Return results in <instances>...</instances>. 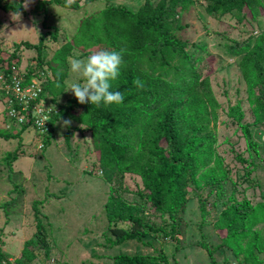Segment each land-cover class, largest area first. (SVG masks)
Masks as SVG:
<instances>
[{
	"label": "rangeland",
	"instance_id": "rangeland-1",
	"mask_svg": "<svg viewBox=\"0 0 264 264\" xmlns=\"http://www.w3.org/2000/svg\"><path fill=\"white\" fill-rule=\"evenodd\" d=\"M13 1L21 0H1V3ZM42 1L31 0L27 8L23 6L24 1L19 14L0 9V60L16 51L20 60L17 69L22 76L28 75L39 62L38 53L21 45L16 50L15 45L22 42L37 45L43 36L45 46L43 44L40 52L43 65L29 75V86L43 85L52 77L45 63L53 62L56 52L65 43L78 38L77 32L82 29L85 19L99 16L108 5L123 6L136 12L145 2L75 0L78 8L68 9L54 4L42 6ZM150 1L153 4L159 2ZM205 6V0H193L187 12L179 17L182 29L178 36L187 43L182 52L188 59L185 68L188 71L196 66L202 68V77H209L220 108L217 109L211 165L202 168L195 176L196 182L189 186L182 216L175 220L178 241L163 238L161 234H147L143 243L130 241L112 248L105 244L111 224L106 220L104 205L114 189L115 195L127 204L143 206L144 222L160 227L172 223V220L167 212H156L138 196L142 189L139 177L131 174L120 177L121 173L117 171L112 173L100 168L99 154L92 145L90 133L74 130L77 122L71 117L80 114L83 108L69 91L78 77L70 71L68 57L66 69L59 68L64 70L66 78L57 102L52 103L51 96L45 94L39 100L43 104H34L31 110H27L30 117L52 111L51 116L50 112L44 115L47 117L45 130L35 128L31 120L32 126L20 132L19 120H9V116L12 117L11 101L0 99V129L6 128L12 136L20 133L18 137L0 139V252L5 253L10 264H16L24 242L35 233L33 206L34 202L42 200L44 202L36 208L46 228L50 252L45 257L43 249H36V258L30 264H111L110 258L114 255L155 253L165 254L169 264H213L211 260L215 264H244L245 250L264 264V251L258 252L256 244L257 240L264 241V222L239 233L234 242L228 240L221 248L219 245L225 238V231L218 229L219 216L234 203L247 209L255 208L252 214L257 217L264 212V121L256 116L254 103L259 87L250 92L238 68L243 52H250L264 35V8L259 9L255 17L244 9L245 16L241 18L236 12L223 16L208 15ZM179 8L177 6L176 11ZM54 33L56 42L51 38ZM234 52L238 54L233 55ZM82 55L83 52L74 47L70 57H88ZM170 63L179 66L180 62L171 58ZM145 66L146 63L142 68ZM171 76L175 77L172 71ZM236 104L243 113L241 124L227 114L229 106ZM63 110L66 112L54 123L53 130L50 120ZM65 120H70V125L66 126ZM244 127L248 128L250 136H246ZM66 134L68 142H65ZM7 153H17L10 165L5 163ZM216 165L219 166L218 172L209 169ZM206 180L214 184H207ZM258 204L262 206L257 207ZM117 226L126 227L124 223ZM202 245L213 251L212 256ZM238 250L240 253L236 256ZM1 264L7 262L2 260Z\"/></svg>",
	"mask_w": 264,
	"mask_h": 264
},
{
	"label": "trees",
	"instance_id": "trees-1",
	"mask_svg": "<svg viewBox=\"0 0 264 264\" xmlns=\"http://www.w3.org/2000/svg\"><path fill=\"white\" fill-rule=\"evenodd\" d=\"M24 1L2 4L0 0V9L18 14L22 11ZM205 1L206 13L214 16L236 12L238 17L243 18L244 9H247L252 12V17H255V13L264 8V0ZM192 2L193 0H159L153 4L150 0H145L136 12L123 6L108 5L99 16L93 15L85 19L82 29L77 32L78 38L65 43L56 52L53 62L45 63L51 70L52 77L46 79L43 85L40 84L38 97L40 100L43 95L48 94L51 96V102L56 103L65 87V60L71 56L74 47H78L84 57L97 50H123L124 64L120 75L111 81V90L120 91L124 95L123 103L81 104L83 111L71 117L77 122L74 130L90 133L92 145L99 154L100 168L112 173L117 171L121 173L120 177L124 174L139 177L142 189L138 191V196L156 212H167L172 223L155 227L149 222H144L143 206L127 204L120 196L115 195L114 189L104 205L106 220L111 224L108 228L110 236H105V244L109 248L130 241L143 243V237L147 234H161L163 238L178 241L175 220L181 218L185 209L189 186L196 182L195 176L198 172L210 166L213 160L214 131L220 105L213 95L209 77H202V68L196 66L191 71L185 68L188 59L182 52L187 43L178 36L182 29L179 17L187 12ZM41 4H54L68 9L78 8L75 0L71 3L68 0H44ZM177 6L180 7L179 11H176ZM51 38L54 42L57 41L55 33ZM43 44L41 36L37 45L28 42L15 45L16 50L21 45L29 51L35 49L38 53L39 62L30 69L28 75H24L22 88L30 83L29 75L43 65L40 57ZM237 54L238 52L233 55ZM171 58L179 60V66L172 65ZM145 63L146 66L142 68ZM0 64L3 81L6 80L9 84L13 70H18L20 64L16 51L7 59L0 60ZM238 68L250 92L259 87V94L255 96L254 103L256 116L264 121V35L260 36L258 44L250 52H243ZM171 71L175 76H171L172 79L169 77ZM137 78L143 83L142 88L133 83ZM4 98H8L11 103L15 101L11 91L0 89V99ZM15 107L18 108L16 105ZM65 112L66 110H63L52 116L49 125L53 130L54 123L63 117ZM227 114L237 124H241L243 113L239 104L229 106ZM27 115L30 116V111ZM9 120L14 122V114L9 116ZM31 126V122L21 123L20 132L28 130ZM34 127L36 128V125ZM3 129H0V139L3 140L18 137L20 134L12 136L6 132V128ZM244 131L246 136H250L248 128L244 127ZM68 141L66 134L65 142ZM16 155L17 153H7L5 163L10 165ZM209 169L218 172L219 166ZM205 183L214 184L210 180ZM43 202H34L36 231L31 239L24 242L21 256L15 260L16 264H30L36 258V249H43L45 257L49 256L46 228L36 208ZM201 209L202 213L206 214L205 210ZM254 211L255 208L247 209L240 203H234L222 212L218 229L225 231V238L219 245L220 248L225 247L228 240L234 242L239 233L264 222V212L257 217L252 214ZM118 223H124L126 227H118ZM256 244L257 251L263 252L264 241L257 240ZM202 248L209 251L210 255L213 254L206 245H202ZM238 252L240 253V250L236 251V256ZM243 257L244 264H260L255 255L248 254L246 250ZM110 259L111 264H169L167 256L163 253L118 254ZM2 260L10 264L4 252H0V264Z\"/></svg>",
	"mask_w": 264,
	"mask_h": 264
},
{
	"label": "clouds",
	"instance_id": "clouds-1",
	"mask_svg": "<svg viewBox=\"0 0 264 264\" xmlns=\"http://www.w3.org/2000/svg\"><path fill=\"white\" fill-rule=\"evenodd\" d=\"M30 2L31 0H25L23 6L27 8ZM68 2L71 3V0ZM69 63L70 71L78 77V81L70 85L69 91L74 94L80 104L99 105L103 102L106 105H119L123 103L124 95L120 91L111 90V81L118 78L124 64L123 50H97L86 59L69 57ZM133 83L137 87H143L139 78ZM46 121L47 117L43 114L37 119L41 127L45 126ZM70 123V120L64 121L66 126Z\"/></svg>",
	"mask_w": 264,
	"mask_h": 264
},
{
	"label": "built area",
	"instance_id": "built-area-1",
	"mask_svg": "<svg viewBox=\"0 0 264 264\" xmlns=\"http://www.w3.org/2000/svg\"><path fill=\"white\" fill-rule=\"evenodd\" d=\"M24 76H22L20 73H18V70H13V75L11 78V81L9 84H7L6 80L3 81V77L0 74V89H5L7 91H11L14 94L15 101L11 103L12 105V115L14 114V118L19 120V123L24 122H31L35 124L39 129L45 130V127H41L37 122V118L41 117L40 115L33 116L27 115V110H31V107L34 104H37V106H40V104H43L41 101H39V93L41 90V87L36 84H32L31 86L26 85L22 88L21 83L23 82ZM15 105L18 107L16 108ZM39 108H34V110ZM42 110V109H39ZM50 111H47L46 113H49ZM45 113V112H44ZM45 113V114H46ZM44 114V115H45ZM52 111L50 112L49 116H51ZM43 115V116H44ZM25 116V117H24ZM35 118V119H34Z\"/></svg>",
	"mask_w": 264,
	"mask_h": 264
}]
</instances>
